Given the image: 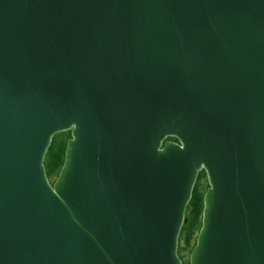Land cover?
Here are the masks:
<instances>
[{
  "label": "water",
  "instance_id": "95a60500",
  "mask_svg": "<svg viewBox=\"0 0 264 264\" xmlns=\"http://www.w3.org/2000/svg\"><path fill=\"white\" fill-rule=\"evenodd\" d=\"M201 171L190 264H264V0H0V264H183Z\"/></svg>",
  "mask_w": 264,
  "mask_h": 264
},
{
  "label": "trees",
  "instance_id": "16d2710c",
  "mask_svg": "<svg viewBox=\"0 0 264 264\" xmlns=\"http://www.w3.org/2000/svg\"><path fill=\"white\" fill-rule=\"evenodd\" d=\"M71 138V132H65L53 137L52 144L45 157V168L51 184L57 179L65 160L67 142ZM169 141L177 142L176 139L170 138ZM207 180L205 171H201L195 184L192 199L187 207L186 220L183 225L179 238V256L183 264H190V260L184 261L183 253L189 251L190 254L194 249L197 236L202 226L204 195L209 188L203 181Z\"/></svg>",
  "mask_w": 264,
  "mask_h": 264
},
{
  "label": "rangeland",
  "instance_id": "374dc122",
  "mask_svg": "<svg viewBox=\"0 0 264 264\" xmlns=\"http://www.w3.org/2000/svg\"><path fill=\"white\" fill-rule=\"evenodd\" d=\"M208 181L207 180H204L203 181V184L206 186V183H207ZM209 184V183H208ZM208 190V189H207ZM190 252L189 251H185L184 253H183V257H184V261H188V260H190Z\"/></svg>",
  "mask_w": 264,
  "mask_h": 264
}]
</instances>
